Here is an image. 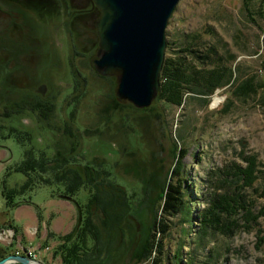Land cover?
<instances>
[{
  "label": "rangeland",
  "instance_id": "1",
  "mask_svg": "<svg viewBox=\"0 0 264 264\" xmlns=\"http://www.w3.org/2000/svg\"><path fill=\"white\" fill-rule=\"evenodd\" d=\"M99 16L92 0H0V114L4 108L55 93L62 95L60 104L73 86L71 73L75 70L88 80L79 108L87 126L97 121V106L108 102L105 96L113 95L120 105L145 110L142 138L137 139L140 146L112 126L97 142L88 144L90 156L108 152L112 161L119 160L123 144L128 146L132 153H123L116 171L137 183L141 194L129 201L118 231L103 237L105 255L99 264L148 263V236L160 215L162 188L169 182L181 186L192 221L191 229L183 233L188 225L179 217L169 219L171 232L163 241L165 264H188L187 260L189 264H264L262 0L179 1L165 31L164 58L197 41L214 46L230 70L213 95H186L180 107L168 106L156 97L148 107L138 108L117 97V79L102 76L95 65ZM96 75L107 80H97ZM99 87L103 98L96 93ZM216 99L220 100L217 104ZM28 117L18 123L31 126ZM22 153L14 139H0V246L10 249L5 258L16 255L42 264H60L53 254L78 224L75 202L83 205L88 194L81 190L69 201L58 198V186L39 187L16 196L14 203L19 205L11 209L2 191L24 183L22 174H8L21 161ZM246 168L254 178L251 186L236 176L238 169ZM232 191L242 195L245 206L258 219L245 227L241 216L235 215L237 227L232 235L212 230L200 234L208 202Z\"/></svg>",
  "mask_w": 264,
  "mask_h": 264
},
{
  "label": "trees",
  "instance_id": "2",
  "mask_svg": "<svg viewBox=\"0 0 264 264\" xmlns=\"http://www.w3.org/2000/svg\"><path fill=\"white\" fill-rule=\"evenodd\" d=\"M229 71L224 58L214 46H202L193 41L189 47L164 58L156 101L180 107L186 95L199 92L211 96L223 84ZM71 75L73 86L64 93L60 104L58 97L62 95L55 93L46 99L4 108L0 114V139L12 138L23 148L21 161L9 169L8 174L15 172L25 177L20 187L4 188L2 195L6 205L13 209L19 205L14 203L16 196L35 188L58 186L61 188L58 198L69 201H74L75 196L85 190L88 194L86 202L83 205L75 202L79 212L78 224L69 235L64 236L62 241L65 244L58 246L53 255L59 258L60 264H99L101 256L105 255L101 247L103 237L112 230L118 231L130 208L129 201L133 196H138L139 187L116 171L118 163L124 160L123 153H132L128 146L123 144L118 153L119 160L112 161L108 152L104 156H90L88 144L90 141L97 142L112 126L123 138L132 137L140 146L137 139L142 138L140 129L145 110L120 105L113 95L105 96L108 102L96 107L97 121L87 126L82 123L79 108L84 101L82 98L86 94L88 80L77 70L72 71ZM97 80L105 81L107 78L97 76ZM96 93L103 98L100 87ZM25 116L32 121L29 127L18 123ZM112 152L116 154V151ZM237 171L239 175L236 176H242L246 186L253 184L250 168ZM162 190L160 215L152 226L153 233L148 236L147 264H165L163 241L171 232L169 219L179 217L183 224H187L183 233L191 229L190 208L181 186L169 182ZM249 209L237 191L214 196L202 214L200 234L205 236L212 230L232 235L237 225L233 218L235 215L241 216L245 227L253 225L258 216ZM8 226L13 228L10 224ZM9 251V248L0 246V260ZM179 256L175 257L177 261H180Z\"/></svg>",
  "mask_w": 264,
  "mask_h": 264
},
{
  "label": "water",
  "instance_id": "3",
  "mask_svg": "<svg viewBox=\"0 0 264 264\" xmlns=\"http://www.w3.org/2000/svg\"><path fill=\"white\" fill-rule=\"evenodd\" d=\"M180 0H92L100 16L97 70L115 77L116 95L138 108L157 97L166 49L165 31ZM42 264L11 255L0 264Z\"/></svg>",
  "mask_w": 264,
  "mask_h": 264
},
{
  "label": "built area",
  "instance_id": "4",
  "mask_svg": "<svg viewBox=\"0 0 264 264\" xmlns=\"http://www.w3.org/2000/svg\"><path fill=\"white\" fill-rule=\"evenodd\" d=\"M27 255H28L29 257H33V258H34V256H35V254H33L31 251H27Z\"/></svg>",
  "mask_w": 264,
  "mask_h": 264
},
{
  "label": "bare ground",
  "instance_id": "5",
  "mask_svg": "<svg viewBox=\"0 0 264 264\" xmlns=\"http://www.w3.org/2000/svg\"><path fill=\"white\" fill-rule=\"evenodd\" d=\"M219 102H220V100H219V99H216L214 103L217 104V103H219ZM249 210H250V209H249Z\"/></svg>",
  "mask_w": 264,
  "mask_h": 264
},
{
  "label": "flooded vegetation",
  "instance_id": "6",
  "mask_svg": "<svg viewBox=\"0 0 264 264\" xmlns=\"http://www.w3.org/2000/svg\"><path fill=\"white\" fill-rule=\"evenodd\" d=\"M59 7H60V9L62 10V6L59 4ZM67 8H68V6H67Z\"/></svg>",
  "mask_w": 264,
  "mask_h": 264
}]
</instances>
